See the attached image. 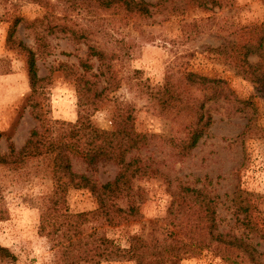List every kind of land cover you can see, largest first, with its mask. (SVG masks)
I'll return each instance as SVG.
<instances>
[{
  "label": "rangeland",
  "instance_id": "374dc122",
  "mask_svg": "<svg viewBox=\"0 0 264 264\" xmlns=\"http://www.w3.org/2000/svg\"><path fill=\"white\" fill-rule=\"evenodd\" d=\"M146 1L154 4L159 0ZM64 5L57 0H0V153L8 151L7 138L16 149L23 146L38 124L29 104L24 54L5 46L13 14L22 17L16 37L35 48V34L39 33L47 43L45 52L37 55L36 61L38 76L49 80L42 108L45 116L70 121L77 117L74 83L54 67L61 62L77 64L87 52L88 41L78 42L59 29L58 25L64 20ZM175 7L177 5L163 10L155 6L147 19L122 20L119 16L102 13L105 17L103 20L100 16L104 24L102 32L89 40L105 49L119 81L117 87L110 89L109 84L102 81L108 89L107 98L90 116L91 121L97 127L108 129L113 124L117 105H131L135 128L155 135L149 145L134 154L152 163L164 176L151 174L134 180V185L140 189L141 216L138 219L109 226L102 217L92 213L84 230H95L122 247L127 246L131 235L161 233L162 218L172 200L176 180L180 179L193 187L204 186L218 196L219 228L251 237L264 262V240L236 224L231 208L236 186L255 193L259 207L256 220L264 228V98L250 82L235 74L222 55L213 51L225 38L237 39L244 27L260 23L264 19V0H226L222 7L211 9L191 4ZM70 15V21H66L68 24L75 22L76 28L94 25L90 21L92 13L73 11ZM184 69L224 79L236 97L251 100L256 125L252 135L241 136L251 112L236 111V104L219 100L212 104L213 122L206 134L188 155L177 154L169 141L183 137L186 119L175 114V107L169 114H158L137 83L156 87L167 72L178 73ZM72 163L77 172L100 182L113 179L117 171L108 161H100L95 168L87 167L74 157ZM51 191L49 174L38 169L35 162L20 169L0 167V206L7 214L6 219L0 220V244L15 255L14 261L0 259V264H55L51 241L37 233L41 198ZM67 205L71 211L79 212L93 211L97 203L88 190L70 189ZM101 264L134 263L122 258ZM179 264L230 263L205 250L184 257Z\"/></svg>",
  "mask_w": 264,
  "mask_h": 264
},
{
  "label": "trees",
  "instance_id": "16d2710c",
  "mask_svg": "<svg viewBox=\"0 0 264 264\" xmlns=\"http://www.w3.org/2000/svg\"><path fill=\"white\" fill-rule=\"evenodd\" d=\"M57 1L65 4L64 20L58 25L59 29L78 42L88 41L87 52L77 64L61 62L54 67L74 83L77 117L70 121L45 116L42 108L49 80L38 76L36 61L37 55L45 52L47 43L39 33L35 34V48L16 37L22 17L13 14L5 46L24 54L30 87L29 104L38 124L30 131L23 146L16 149L7 138L8 151L0 153V167L20 169L29 162H35L38 169L50 176L52 191L41 198L37 233L51 241V248L55 251L54 263L101 264L103 261L125 258L134 264H179L184 257L209 250L230 264H264L260 260L261 252L251 237L219 228L218 196L211 194L204 186L193 187L180 179L176 180L172 200L162 218L164 224L161 233L131 235L127 246L122 247L95 230H84L92 213L102 217L109 226L138 219L141 216L138 203L140 189L134 185V180L151 174L164 176L152 163L134 154L149 145L155 135L135 128L131 105H117L113 124L108 129L97 127L90 119L107 98V90L119 84L105 49L96 42H89L102 32L104 24L100 20L104 16L101 14L119 16L122 20L147 19L152 16L155 6L164 10L171 6L174 8V5L180 8L191 4L211 9L222 7L226 0H159L154 4L146 0ZM73 11L92 13L90 21L94 25L76 28L75 22L68 24ZM213 51L222 55L235 74L250 82L264 98V19L258 24L244 27L237 39L225 38ZM253 56L256 60H251ZM102 81L109 84L108 89L101 84ZM137 84L142 86L140 92L158 114H169L175 107V114L186 119L183 137L169 141L181 156L188 155L206 134L213 122L212 104L219 100L236 104V111L251 112L242 137L252 135L256 129L252 101L236 97L224 79L184 69L178 73L167 72L163 82L156 87L144 86L140 82ZM73 157L89 168H95L100 161L112 162L117 168L116 174L113 179L100 182L83 172H77L73 168ZM70 189L88 190L96 200V208L93 211H71L67 205ZM256 197L255 193L236 186L231 208L236 224L264 240V228L256 220L259 211ZM6 218V211L0 206V220ZM0 259L14 261L15 255L0 244Z\"/></svg>",
  "mask_w": 264,
  "mask_h": 264
}]
</instances>
